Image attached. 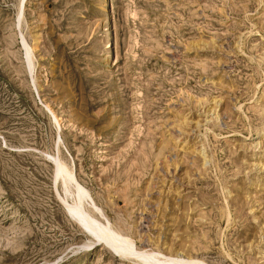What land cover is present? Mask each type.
<instances>
[{
  "label": "rangeland",
  "instance_id": "374dc122",
  "mask_svg": "<svg viewBox=\"0 0 264 264\" xmlns=\"http://www.w3.org/2000/svg\"><path fill=\"white\" fill-rule=\"evenodd\" d=\"M166 262L264 264V0H0V264Z\"/></svg>",
  "mask_w": 264,
  "mask_h": 264
},
{
  "label": "bare ground",
  "instance_id": "6f19581e",
  "mask_svg": "<svg viewBox=\"0 0 264 264\" xmlns=\"http://www.w3.org/2000/svg\"><path fill=\"white\" fill-rule=\"evenodd\" d=\"M58 172H59V170H58ZM80 212L79 211H75V209L73 208V210H71V214H73V215H76V216H78V217H80V215L81 214H79ZM83 225L89 230V231H91L92 232V234H93V236L95 237V239L97 240V241H99L100 239H102L101 238V236H104V238H105V240L104 239H102V240H104V241H102V242H105V241H107V243H111L110 241H112V242H115V238L112 236V237H110V236H108V234L106 235V234H102L99 230H100V228H97V227H95L94 225H92L90 222H84L83 221ZM104 232H108V231H106V230H103ZM112 238H114L115 240L113 241V239ZM119 240H122V239H120L119 238ZM100 242H101V240H100ZM121 244H122V242H120Z\"/></svg>",
  "mask_w": 264,
  "mask_h": 264
},
{
  "label": "water",
  "instance_id": "95a60500",
  "mask_svg": "<svg viewBox=\"0 0 264 264\" xmlns=\"http://www.w3.org/2000/svg\"><path fill=\"white\" fill-rule=\"evenodd\" d=\"M55 176H56V175H55ZM74 198L77 199V197H75V194H74ZM80 201H81V200H80ZM65 204H66V202H63V203H62L64 209H65ZM76 204H77V205H78V204L81 205L80 202H79V200H76ZM96 208H97V207H96ZM91 210H92V205H91V203H90V209H89V211H90V213H93ZM96 210L99 211V209H96ZM93 214H94V213H93ZM94 215H95V214H94ZM96 215H98V214L96 213ZM94 243L98 244L99 241H94ZM103 244H104V243H103ZM104 245H105L106 247H108V248L112 251V248H111L107 243H105ZM114 255H117V254L114 253ZM179 263H180V262H179ZM163 264H168V262L163 263Z\"/></svg>",
  "mask_w": 264,
  "mask_h": 264
}]
</instances>
